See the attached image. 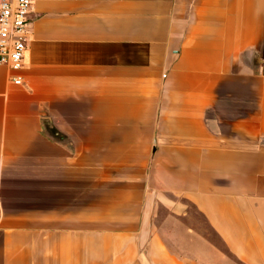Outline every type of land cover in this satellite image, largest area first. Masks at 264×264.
<instances>
[{"label": "crops", "instance_id": "1", "mask_svg": "<svg viewBox=\"0 0 264 264\" xmlns=\"http://www.w3.org/2000/svg\"><path fill=\"white\" fill-rule=\"evenodd\" d=\"M0 69V264H264V0H36Z\"/></svg>", "mask_w": 264, "mask_h": 264}, {"label": "built area", "instance_id": "2", "mask_svg": "<svg viewBox=\"0 0 264 264\" xmlns=\"http://www.w3.org/2000/svg\"><path fill=\"white\" fill-rule=\"evenodd\" d=\"M36 0H0V69L9 68L15 85L24 83L19 74L29 50L30 17Z\"/></svg>", "mask_w": 264, "mask_h": 264}]
</instances>
